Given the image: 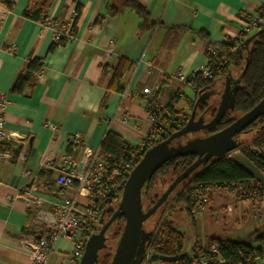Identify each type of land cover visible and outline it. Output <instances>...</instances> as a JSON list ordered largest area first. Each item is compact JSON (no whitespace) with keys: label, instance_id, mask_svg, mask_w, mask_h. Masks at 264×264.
<instances>
[{"label":"crops","instance_id":"obj_1","mask_svg":"<svg viewBox=\"0 0 264 264\" xmlns=\"http://www.w3.org/2000/svg\"><path fill=\"white\" fill-rule=\"evenodd\" d=\"M37 1L0 0L2 127L6 133L25 137L16 154L11 152L8 161L0 159V264H32L22 249V241L29 236L22 229L43 232L37 212L54 208L63 196H77L73 186L62 187L56 181L63 157L70 155L78 167L86 152L98 153L108 130L139 145L149 131L152 102L167 111L172 105L176 113L188 114L196 90L170 75L180 70L187 76L205 63L206 42L200 30L214 44L235 37L238 14L251 13L260 3L138 0L147 11L142 18L125 7L110 13L104 0H53L47 18L54 25L71 26L77 5L81 12L73 38L48 53L54 25L23 15ZM33 57L42 58L34 84L25 93L11 92L17 74ZM121 59L130 63L120 81L125 95L107 87ZM143 88L151 92L143 93ZM122 115L127 116L126 122ZM42 160L51 167L42 166ZM44 169L52 171L50 179L56 188L45 185L47 177L40 175ZM24 189L28 193H22ZM78 201L79 208L88 203L82 195ZM214 202L233 215L236 223L234 235L215 237L246 239L256 229L264 231V198L242 199L233 191L215 188L210 190L206 207L212 209ZM72 249V239H59L46 264H66ZM256 264H264V252Z\"/></svg>","mask_w":264,"mask_h":264},{"label":"trees","instance_id":"obj_2","mask_svg":"<svg viewBox=\"0 0 264 264\" xmlns=\"http://www.w3.org/2000/svg\"><path fill=\"white\" fill-rule=\"evenodd\" d=\"M53 0H38L29 5L23 11L26 18L54 25L53 20L47 18V12ZM106 9L110 13L115 12L118 7H125L132 10L136 15L146 18L147 11L140 5L138 0H104ZM121 2V3H120ZM11 7V4H8ZM81 12V7L76 6V16L70 26V34L74 36L76 33V20ZM99 20V19H98ZM263 25L255 28V30L263 27ZM254 30V29H253ZM199 36L205 40V55L207 58L211 56L208 48L215 52V60L209 62L213 72V77L208 79L201 76L200 72H196L193 77L186 80L196 90V98L189 101L190 110L188 114L177 113L172 109L168 110L169 114L177 116L186 115L185 122L179 126H171L164 124L160 128H155L151 139L140 147L126 142L121 136L113 131H106L99 145L98 153L106 162V171L109 175L108 180H104L99 192L95 191L93 200L100 205L99 216L91 225V231L85 236L86 239L91 234H95L101 227V221L107 220L117 207L122 185L133 166L138 162L144 150L152 144L165 139L168 135L180 129L188 120L193 108L195 114H204L207 120H210L215 112L216 105L201 98L197 102L198 97L204 93L214 90L216 86L224 87L226 77H240L237 84V90L234 94V105L232 109H228L222 118L216 123L215 127L210 131H203L208 134L222 129L231 123L237 116L245 113L252 108L264 96V30L255 35L245 48L243 43L234 44L233 42L222 41L212 43L208 34L202 30ZM251 32L244 35L243 40L248 37ZM242 40V42H243ZM67 40L63 37L52 40L48 48V53L52 52L56 46L63 45ZM214 44V45H212ZM120 65L113 69L112 76L108 82V89L119 92L124 91V86L120 81L130 63L119 60ZM247 63L246 70L241 75L242 70ZM42 58H30L25 66L19 71L11 87V92L22 94L30 89L34 84L37 73L41 70ZM105 72V68L103 69ZM235 74V76L233 75ZM233 75V76H232ZM221 91L219 92V94ZM250 135L248 136V134ZM198 135L195 132L194 136ZM237 139L236 150H239L244 156L253 163L264 174V114L260 115L243 131L236 134ZM239 138V139H238ZM185 135L173 138L168 145L173 146L184 143L188 140ZM20 144L0 139V149H10L11 152L17 153ZM196 159V155L180 156L169 159L161 166L156 168L144 181L140 189V201L144 209L149 208L160 196L156 190L162 186H168L175 176L181 173ZM46 175L45 185L50 188H56V183L51 178L52 171L41 170L40 175ZM75 189L77 182L71 184ZM236 185H244L252 189L263 187L264 185L253 179L246 171L232 163L227 156L220 157L210 156L207 161L203 162L191 174L186 176L172 191L168 199L144 221V229L151 233L147 240L146 251L154 252L161 255L172 256L179 253L185 246V234L181 232L172 217L174 212L181 211L180 214H186L193 223L194 214L191 211V195L192 192L199 187L210 189H227L233 191ZM62 187L64 185H61ZM238 197L248 199V196ZM123 217L118 216L108 227L106 234L113 230L111 238L113 243L104 250V253L98 258V264H107L113 253L117 237L123 225ZM150 221L149 229L146 223ZM22 233L31 236L37 240L43 232H38L30 227H24ZM217 244V253L210 251V246ZM264 252V231L254 230L246 239L228 238V237H209L203 244L195 245L192 251L172 262H162V264H191V261L199 256H204L208 264H256V259L261 258ZM216 257L222 259V263L216 261ZM156 259L147 260L145 264H149Z\"/></svg>","mask_w":264,"mask_h":264},{"label":"water","instance_id":"obj_3","mask_svg":"<svg viewBox=\"0 0 264 264\" xmlns=\"http://www.w3.org/2000/svg\"><path fill=\"white\" fill-rule=\"evenodd\" d=\"M263 30L264 26L246 37L242 42L244 47L247 48L252 38ZM246 67L247 63L241 75L244 74ZM239 81L240 77L233 80L231 77L225 78L224 88L216 112L210 120L205 121L204 114L196 115L195 108H193L188 120L180 129L144 150L142 156L130 170L122 185L116 209L107 220L101 221V227L98 232L91 234L86 239L78 264H95L98 261L97 251L104 246V235L108 227L118 216H122L124 221L113 248V253L107 264H141L147 252V240L151 236V233L144 229V221L168 199L175 187L186 176L191 174L203 162L207 161L210 156H227L232 163L242 168L253 179L264 185V174L243 153L236 150L238 143L237 139L234 138L236 134L243 131L255 119L264 114V96L252 108L237 116L222 129L203 136H193L181 144L168 145L173 138L186 135L188 132H196L198 130L206 132L213 129L224 113L228 109L233 108L234 94ZM231 84L232 87H230ZM201 98L202 96L198 97L197 102ZM196 116L197 119H195ZM187 155H196V159L175 176L149 208L144 209L140 201V189L146 178L169 159ZM82 165L83 162L81 161L78 168L81 169ZM195 241L196 236L193 233L179 253L166 256L152 252L148 258L149 260L156 259L162 262L175 261L189 254L195 245Z\"/></svg>","mask_w":264,"mask_h":264},{"label":"built area","instance_id":"obj_4","mask_svg":"<svg viewBox=\"0 0 264 264\" xmlns=\"http://www.w3.org/2000/svg\"><path fill=\"white\" fill-rule=\"evenodd\" d=\"M264 24V0H260L259 6L251 13H240L237 18L238 35L227 38L226 42H233L234 44L242 43L245 34L251 32L253 29ZM53 40L63 37L66 40H71L73 36L70 34V24H55ZM211 53L209 58L206 57L205 63L200 68L187 76L178 70L170 75L171 78L185 82L196 72H200L204 78H212L213 72L210 68L209 62L215 60L216 55L213 50L208 48ZM40 72V71H39ZM159 86L155 87L157 91ZM143 93H150V89L143 88ZM126 92H122L125 95ZM0 106H3V100H0ZM186 115L177 116L169 114L166 107L152 102L148 107V134L141 140L138 146L142 147L145 142L152 138L155 128H160L167 124L171 126H179L184 123ZM121 120L126 122L128 120L126 115L121 116ZM3 117L0 115V139H4L15 144H24L25 137L12 135L3 130ZM78 137V136H77ZM12 156L10 149H0V159L8 161ZM41 165L44 167H51L47 160H42ZM60 173L56 177V181L60 185H70L73 181L77 182L76 197L63 196L59 203L52 209H40L37 212L36 219L44 225L42 235L34 240L32 237H27L22 241V249L28 253L32 264H46L52 249L56 242L61 238L72 239L73 249L68 254L66 264H78L84 249L85 236L90 233L91 225L99 216L100 205L93 200L95 191L99 192L104 180L109 179L106 171V162L98 153L86 152L83 157V166L79 169L70 155H66L62 159L60 166ZM210 188L199 187L196 188L191 195V211L199 214L204 211L207 203V198L210 193ZM28 193L26 189L21 191ZM233 192H238L240 196H248V199H263L264 188L258 187L255 189L245 187L244 185H236ZM87 197L88 203L79 208L78 196ZM212 253H217V244L210 246ZM150 252L147 251L145 258L141 264H145L149 260ZM218 263H222V259L216 257ZM191 264H208L204 256H199L191 261Z\"/></svg>","mask_w":264,"mask_h":264},{"label":"rangeland","instance_id":"obj_5","mask_svg":"<svg viewBox=\"0 0 264 264\" xmlns=\"http://www.w3.org/2000/svg\"><path fill=\"white\" fill-rule=\"evenodd\" d=\"M255 31L256 30L254 29L251 31V33H254ZM233 75L235 76V74ZM221 90L222 89L220 85L214 89L213 94H215V96H213L214 98L213 104L216 106L219 103L218 95ZM194 134L195 132L191 131V132H188L185 136L187 138H191L194 136ZM249 135L250 133L248 134V136ZM166 187L167 186L160 187L159 189L156 190V193L160 195ZM215 200H217V197H214V201ZM214 203H213L212 209L206 207L203 212L199 214H195L193 223L191 222V219L184 213H182L183 215H181L178 212H174L172 214L173 219L176 220L175 224L177 225L178 229L184 234H186V237L188 235L189 239L194 233L196 236V241L198 245L203 244L205 240L209 238L210 236H224L227 233H233L232 235H234L235 233L234 229L236 228V223H235L234 216L227 214L225 210L224 211L221 210L222 208H221V205H218L219 203H216L214 207ZM150 224H151L150 221L146 223L147 229H149ZM112 233H113V230H110L106 234L108 246H111L113 243V239L111 238ZM103 253L104 251L102 252V254ZM149 264H160V263L158 261H152Z\"/></svg>","mask_w":264,"mask_h":264},{"label":"flooded vegetation","instance_id":"obj_6","mask_svg":"<svg viewBox=\"0 0 264 264\" xmlns=\"http://www.w3.org/2000/svg\"><path fill=\"white\" fill-rule=\"evenodd\" d=\"M232 80L235 79V77H231ZM230 87H232V84L230 85ZM224 88V87H223ZM223 89L221 90V93H222ZM214 93V90H211V91H208L207 93H204L202 98H204L205 100L209 101L210 103L213 104V96H215ZM221 93L218 95L219 97V100H220V96H221ZM213 98V99H212ZM218 100V101H219ZM214 105V104H213ZM195 119H197V116L195 117ZM205 121H208L207 120V117H205ZM203 131L204 130H198L196 131V133H198V135H203ZM205 135V134H204ZM103 243H104V246L101 248V249H98L97 253H98V258L100 257V255L102 254V252L108 248V245H107V238H106V233L104 235V240H103ZM95 264H98V261L95 263Z\"/></svg>","mask_w":264,"mask_h":264}]
</instances>
